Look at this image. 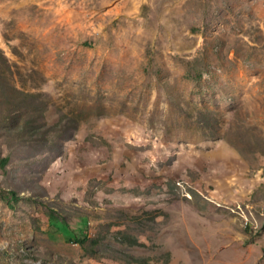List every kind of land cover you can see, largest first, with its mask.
Masks as SVG:
<instances>
[{"label":"rangeland","instance_id":"1","mask_svg":"<svg viewBox=\"0 0 264 264\" xmlns=\"http://www.w3.org/2000/svg\"><path fill=\"white\" fill-rule=\"evenodd\" d=\"M0 264H264V0H0Z\"/></svg>","mask_w":264,"mask_h":264},{"label":"trees","instance_id":"2","mask_svg":"<svg viewBox=\"0 0 264 264\" xmlns=\"http://www.w3.org/2000/svg\"><path fill=\"white\" fill-rule=\"evenodd\" d=\"M201 112H205L206 113V115L208 114V115H213V110H204V111H201ZM2 161H3V165H5L6 164V162H7V159H6V157H4L3 159H2Z\"/></svg>","mask_w":264,"mask_h":264}]
</instances>
